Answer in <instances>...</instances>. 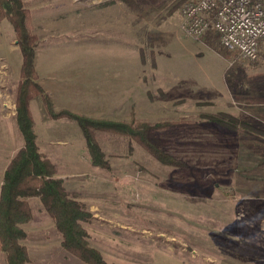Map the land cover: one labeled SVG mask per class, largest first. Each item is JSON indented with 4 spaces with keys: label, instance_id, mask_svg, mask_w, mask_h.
I'll list each match as a JSON object with an SVG mask.
<instances>
[{
    "label": "rangeland",
    "instance_id": "374dc122",
    "mask_svg": "<svg viewBox=\"0 0 264 264\" xmlns=\"http://www.w3.org/2000/svg\"><path fill=\"white\" fill-rule=\"evenodd\" d=\"M23 1L31 2L25 3L29 10L35 8L34 18L64 21L62 30L42 36L47 44L41 45L31 13L37 50L61 48L54 55L60 64L119 57L120 44L127 42L128 62L137 64L129 71L134 77L133 82L129 77L128 99L133 102L126 112L111 113L118 117L88 118L197 123L158 134L161 149L186 168L164 165L129 138L105 132L95 137L108 168L93 164L82 130L73 167L59 164L58 158L75 151L65 146L51 153L54 178L94 217L84 224L90 246L101 249L107 264H264V133L244 134L204 119L228 114L264 130V40L258 59L249 61L225 49L212 31L193 39L182 29V8L196 0H139L134 9L122 2L107 5L112 0ZM119 3L126 9L118 7L112 15L123 16L125 9L129 32L106 51L105 9ZM42 5L46 12L38 10ZM3 21L0 98L13 115L17 84L8 78L20 79L22 55L12 24ZM25 201L32 213L21 226L27 235L21 242L29 254L27 264H83L63 248V237L40 199ZM46 250L51 253L45 255ZM0 264H7L1 251Z\"/></svg>",
    "mask_w": 264,
    "mask_h": 264
},
{
    "label": "trees",
    "instance_id": "16d2710c",
    "mask_svg": "<svg viewBox=\"0 0 264 264\" xmlns=\"http://www.w3.org/2000/svg\"><path fill=\"white\" fill-rule=\"evenodd\" d=\"M138 1L112 0L107 5L122 2L134 9ZM3 20H8L12 24L22 55L21 79L17 87L15 106L18 127L25 145L12 159L4 174L0 194V251L6 255L7 264L29 262L28 251L21 244L27 237L21 226L32 219L31 209L25 200L37 197L62 235V246L69 254L83 264H107L101 252L91 247L88 242L84 224L91 223L93 215L85 204L70 198L63 182L54 178V165L39 151L30 102L40 97L51 120L68 119L77 122L83 132L93 164L101 168H108V163L104 160L95 137L97 132L127 137L162 164L186 168V163L176 160L161 149L158 134L172 129L196 126L197 123L189 120L156 124L138 121L112 122L91 119L68 110L56 111L53 100L38 83L39 76L35 67L38 39L33 34L30 10L23 0H0V22ZM204 119L207 123L238 130L244 134L264 133V130L228 114L209 115Z\"/></svg>",
    "mask_w": 264,
    "mask_h": 264
},
{
    "label": "crops",
    "instance_id": "0c3cea01",
    "mask_svg": "<svg viewBox=\"0 0 264 264\" xmlns=\"http://www.w3.org/2000/svg\"><path fill=\"white\" fill-rule=\"evenodd\" d=\"M25 3L29 6L31 2ZM41 7L38 10L46 12V6L42 5ZM118 7L120 10L121 7L125 6L119 3L105 9L109 11V15L104 16V45L107 47L105 48L106 51H112L113 48H116L114 47L116 45L114 43L118 39L121 40L123 38L126 40L129 32L126 7L125 9L123 8V12L125 11L123 16L119 15V17H116L112 15V10ZM29 8L33 16V10L35 8ZM4 22L6 21L0 23V29L1 24ZM63 23L64 21L60 19L59 21H55V18L52 19L48 15H42L36 18L33 16L34 33L38 34L37 32L40 31L39 37L41 38V45L43 43L42 38L45 36L49 38L53 32L62 30ZM44 43L47 44V42ZM126 43L125 45L120 44L119 57L113 54L107 59H96L93 63L81 65L75 62L60 64L54 55L61 51V48L42 46V49L37 50L35 67L39 76L38 83L52 98L55 110H68L82 115H87L88 113L87 117H101L104 115L109 118L117 116L111 114L112 112H126L129 103L131 104L133 102L128 99V89L130 87L129 77H131L129 76V71L137 69V64L133 67L128 62ZM122 51L124 52V56H122ZM133 77H131V82H133ZM20 79L17 82H13L8 78V83L17 84L15 85V92L12 90L15 98ZM134 80L137 81L136 76ZM30 109L34 119L39 151L42 149V143L45 144L43 149L46 150L40 153L45 155L50 161H54L55 159L51 157V153L53 155L57 154L56 149L59 150L67 146L69 151L75 152L66 158L63 155L59 156L58 161L63 166L70 164L73 167L74 159L78 161L77 159L79 157L77 150H79L80 145L81 129L78 123L68 119L51 120L40 98L30 102ZM8 110L10 111V108L0 98V136L4 135V141L0 142V175L2 174L0 192L3 186L4 174L11 159L25 145L24 138L17 123L15 104L13 107V115H10ZM96 113L102 114L95 115ZM56 164L58 163L56 162ZM60 179H63V177ZM62 241L63 239L61 238L60 243ZM95 248L102 253L100 248ZM50 253L51 250H46L45 255H49Z\"/></svg>",
    "mask_w": 264,
    "mask_h": 264
},
{
    "label": "built area",
    "instance_id": "2783aa9c",
    "mask_svg": "<svg viewBox=\"0 0 264 264\" xmlns=\"http://www.w3.org/2000/svg\"><path fill=\"white\" fill-rule=\"evenodd\" d=\"M182 29L195 40L211 31L222 46L256 61L264 40V0H196L182 8Z\"/></svg>",
    "mask_w": 264,
    "mask_h": 264
}]
</instances>
